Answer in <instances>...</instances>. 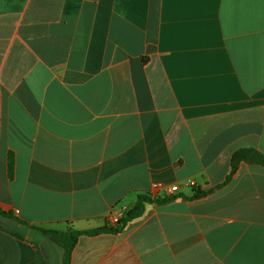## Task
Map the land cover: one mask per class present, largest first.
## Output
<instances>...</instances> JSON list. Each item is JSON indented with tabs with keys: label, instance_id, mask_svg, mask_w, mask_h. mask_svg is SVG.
<instances>
[{
	"label": "crops",
	"instance_id": "0c3cea01",
	"mask_svg": "<svg viewBox=\"0 0 264 264\" xmlns=\"http://www.w3.org/2000/svg\"><path fill=\"white\" fill-rule=\"evenodd\" d=\"M247 149L264 0H0V264H264V166L225 183ZM140 197L68 263L41 230L115 226Z\"/></svg>",
	"mask_w": 264,
	"mask_h": 264
},
{
	"label": "trees",
	"instance_id": "16d2710c",
	"mask_svg": "<svg viewBox=\"0 0 264 264\" xmlns=\"http://www.w3.org/2000/svg\"><path fill=\"white\" fill-rule=\"evenodd\" d=\"M242 161L254 163V164H259V165L264 166V154H261L259 152H256L254 150H249V149L236 152L232 157V172H231L230 176H228L225 183H227L232 178L233 174L236 172V170L238 168L239 163ZM209 192L210 191L205 192L199 188H196V189H194V195L192 198L205 196ZM151 201H152V199L149 197H140L138 199L137 203L135 204V206L131 210H129L127 212V214L125 215V217L121 218L119 220V223L115 226H108L107 225V226H104V227L99 228V229H95L92 231H84V232L73 231V230H70L68 232H59V231L50 230V229H41V230L50 239H52L54 242L61 245L65 249L66 263H68V261L70 259L71 252H72L75 244L77 243V239L80 235H83V234L92 235V234H98V233L106 232V231H112V232L120 233L126 228V226L130 222L140 218L144 214L146 204L151 202ZM165 201H167V200H163L162 202H165ZM0 215L7 217V216H11V213H5V212H2L0 210Z\"/></svg>",
	"mask_w": 264,
	"mask_h": 264
},
{
	"label": "built area",
	"instance_id": "2783aa9c",
	"mask_svg": "<svg viewBox=\"0 0 264 264\" xmlns=\"http://www.w3.org/2000/svg\"><path fill=\"white\" fill-rule=\"evenodd\" d=\"M189 186H191V187H195L196 186V183H194V182H189ZM179 190V186H173V187H171V189H169L168 191H169V193H171V194H174L175 192H177ZM119 220H120V218L119 217H114L113 218V222L115 223V224H117V223H119Z\"/></svg>",
	"mask_w": 264,
	"mask_h": 264
},
{
	"label": "rangeland",
	"instance_id": "374dc122",
	"mask_svg": "<svg viewBox=\"0 0 264 264\" xmlns=\"http://www.w3.org/2000/svg\"><path fill=\"white\" fill-rule=\"evenodd\" d=\"M50 230H53V229H51V228H49Z\"/></svg>",
	"mask_w": 264,
	"mask_h": 264
}]
</instances>
